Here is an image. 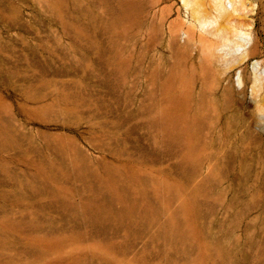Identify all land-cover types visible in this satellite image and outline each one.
Listing matches in <instances>:
<instances>
[{
	"label": "rangeland",
	"instance_id": "374dc122",
	"mask_svg": "<svg viewBox=\"0 0 264 264\" xmlns=\"http://www.w3.org/2000/svg\"><path fill=\"white\" fill-rule=\"evenodd\" d=\"M245 1L217 39L183 0H0V264H264Z\"/></svg>",
	"mask_w": 264,
	"mask_h": 264
},
{
	"label": "bare ground",
	"instance_id": "6f19581e",
	"mask_svg": "<svg viewBox=\"0 0 264 264\" xmlns=\"http://www.w3.org/2000/svg\"><path fill=\"white\" fill-rule=\"evenodd\" d=\"M183 2L184 8L190 15V23L204 35L213 36L217 39H223L225 23L234 22V14L254 12V8L250 4L248 5L245 0H213L210 14H208L206 8L204 9V5L199 0H183ZM253 27V21H250L249 24H242L236 30L234 38H224L226 42L230 43L227 46L228 49L223 53V57L228 62L246 63L254 55L257 49V41ZM260 67H262L261 62L254 64L256 72L260 70ZM263 80L264 77L261 74L260 81ZM241 82L242 78L239 76V83Z\"/></svg>",
	"mask_w": 264,
	"mask_h": 264
}]
</instances>
